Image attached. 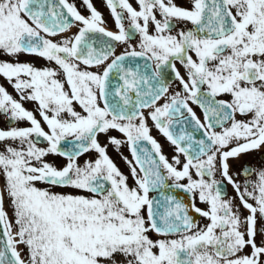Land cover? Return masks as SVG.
<instances>
[{"label":"snow or ice","instance_id":"obj_1","mask_svg":"<svg viewBox=\"0 0 264 264\" xmlns=\"http://www.w3.org/2000/svg\"><path fill=\"white\" fill-rule=\"evenodd\" d=\"M134 2L0 0V264H264V0Z\"/></svg>","mask_w":264,"mask_h":264},{"label":"flooded vegetation","instance_id":"obj_2","mask_svg":"<svg viewBox=\"0 0 264 264\" xmlns=\"http://www.w3.org/2000/svg\"><path fill=\"white\" fill-rule=\"evenodd\" d=\"M69 2L76 4L78 10L81 12L82 15H88L86 9L83 7L82 5V0H69ZM91 2L93 3L94 7L97 9V11H99L102 16L103 15H107V10H106V6L104 4L103 0H91ZM175 3H177L178 5H180L182 3V0H174ZM129 3L132 4L133 7H137V5L135 4L134 0H129ZM127 26V25H126ZM0 83H3V80L0 79ZM176 85L174 84L173 87H175ZM8 91L10 94H13V90L9 87ZM25 107L29 110L32 109V104H25ZM194 107V111L197 112V115H200L199 110ZM2 121L4 122V118L1 116ZM5 124V123H4ZM7 126V125H6ZM20 126H27L26 124H21ZM149 126L150 123H149ZM162 148L163 151L167 154V155H173V149L169 146V144L167 143V141H163L162 142ZM235 165L237 167L243 166L245 163L252 168H256V169H262L264 168V150H260V151H255L246 155H242L240 157L239 160L234 161ZM126 169V166L123 170ZM229 191H231V189L229 188ZM203 223V221H202Z\"/></svg>","mask_w":264,"mask_h":264},{"label":"rangeland","instance_id":"obj_3","mask_svg":"<svg viewBox=\"0 0 264 264\" xmlns=\"http://www.w3.org/2000/svg\"><path fill=\"white\" fill-rule=\"evenodd\" d=\"M75 30V29H73ZM120 52V51H119ZM5 58L8 59L6 56L0 55V61H5ZM36 66H41L44 62L43 61H36ZM118 167L119 169L123 172V169L125 168L126 164L124 163V161L121 159L120 156H118Z\"/></svg>","mask_w":264,"mask_h":264}]
</instances>
